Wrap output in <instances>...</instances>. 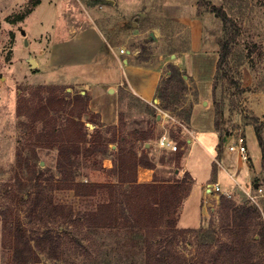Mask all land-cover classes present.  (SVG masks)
I'll use <instances>...</instances> for the list:
<instances>
[{
	"label": "trees",
	"instance_id": "1",
	"mask_svg": "<svg viewBox=\"0 0 264 264\" xmlns=\"http://www.w3.org/2000/svg\"><path fill=\"white\" fill-rule=\"evenodd\" d=\"M207 1L208 9L223 20L224 35L217 63V72H221L229 63L237 32L227 11ZM40 2L36 0L34 5ZM143 57L147 60L149 56L142 55L137 62L142 63ZM184 75L178 65L171 63L163 79L165 84L160 83L156 92V97L164 103L163 110L173 112L182 108L177 113L181 119L180 131L190 127L192 114V107L187 109L181 103L187 90ZM30 87L35 100L29 103L23 99L17 109L23 133L35 138L27 143L58 150V187L72 189L80 197L100 193L103 197L94 209L75 212L72 206L53 200L51 188L56 184L50 183L54 179L49 176L55 174H48L40 163L27 168L25 179L17 173L15 183L0 188V218L5 243L11 248L9 264H37L43 256L75 263L67 254L71 250L82 258L83 264L124 260L126 256L116 257V248L104 250L99 244L98 236L107 230L127 237L123 243H117V248L132 247L143 252L140 264H264V222L258 205L237 203L231 196L222 194L217 207L218 224L210 221L196 228L179 227V216L192 188L190 172H185L181 180L155 176L152 182L138 181L140 166L155 167L156 159L150 154L157 136L154 128L136 129L133 138L127 139L123 127L105 125L100 114L90 109L87 91H75L71 95L67 90H73L74 85L51 83ZM146 106L157 118L158 108L150 103ZM258 121V117H252L249 124L254 125L264 168V136ZM185 143V138L180 139L178 148ZM110 144L116 147L112 152ZM99 154H102L100 159ZM181 154V151L173 154L177 169ZM165 155L162 161L166 160ZM105 158L112 160V167L104 166ZM88 168L103 169L113 178L84 180ZM20 171L25 173L23 166ZM215 172L216 164L212 174ZM178 234H192L196 238L194 253L177 252Z\"/></svg>",
	"mask_w": 264,
	"mask_h": 264
},
{
	"label": "rangeland",
	"instance_id": "2",
	"mask_svg": "<svg viewBox=\"0 0 264 264\" xmlns=\"http://www.w3.org/2000/svg\"><path fill=\"white\" fill-rule=\"evenodd\" d=\"M35 1L0 0L1 189L5 184L15 183L17 173L25 179L27 168L34 167L38 163L48 174H55L49 177L54 179L50 183L56 184L59 152L55 148L34 147L27 143L34 141L35 138L33 139L29 133H23L19 126L18 105L23 99L29 103L35 100L30 86L75 81L83 77L86 72L80 65L62 66L61 68L48 65L50 49L42 48L45 46L46 37L53 34L55 38L54 31H58L60 37L66 34L71 18L77 17L75 8L77 5L72 4L77 0H57V3L41 0V4L36 5L37 7L34 5ZM78 1L85 6H95L93 10L96 12L97 24L105 29V34L114 36L116 39H123V45L126 48V51L122 53L123 57L127 55V48L138 49L137 60L142 55L149 56L147 60L143 57V61L161 67L163 85L165 84L163 79L169 72L170 64L178 65L181 71L186 73L184 78L187 90L181 100L185 108H190L193 101L199 99L200 91L202 94H207L212 88L211 95L208 93L210 96L204 99L207 100L206 106H213L215 109V122L218 123L216 127L219 132L224 136L240 131L245 132L246 125L251 122V118L258 117V123L262 127L264 136V0H208L227 11L234 20L237 32L232 44L229 63L225 64L221 72H217V63L221 52L220 40L224 35L223 20L208 9V5L205 4L207 0H147L148 3L140 7L137 6L138 0H122V2L120 0L123 6L118 0L114 3L110 0ZM169 3L188 4L193 19H197L200 24V29L196 34H192L189 25L163 15L162 6ZM143 12L145 15H142ZM152 29L158 32L156 36ZM39 32H42L40 36ZM205 40L211 42L213 46V49H209V54L214 53L212 68L201 72L194 61H191L187 68L182 60L185 52L191 50L194 42L197 52L202 55L207 52L202 47ZM121 49L120 47L119 50ZM31 58L36 61V66H32ZM102 76L108 77V72L101 71L92 76L87 75V79ZM120 88V116L117 125L124 128L127 139L133 138V132L136 129L154 128L157 136L152 141V148L154 149L153 156H156L155 152L159 144L157 137L160 134H167L176 143L180 139L193 136L192 128L183 127V131L179 129L181 119L177 113L183 111L182 108L178 107L173 112L168 111L171 117L165 119V110L162 109L164 103L157 97V102L152 101L153 105L158 106L156 118V115L153 116L146 105L129 97V87L126 84ZM80 90L85 91L86 89L78 84L73 90L68 88L67 91L72 95ZM121 112L124 115L121 116ZM208 117L209 114L194 116L196 139L192 146H189L187 141L185 143L187 146L185 155L188 153V156L184 160L199 178L206 170L205 161L212 159L211 153H214L212 144H209L206 151L199 145L198 140V138L204 139L208 143L214 136L212 131L201 130V127L207 125ZM247 135L253 141L251 129ZM115 149L116 147L110 144V151ZM101 156L102 154H99L97 157L100 159ZM107 159L110 160V158L103 160L105 167ZM166 162L168 163L167 168L171 170L170 177H176L173 174L178 164L174 155H169ZM22 166L25 170L24 174L20 171ZM85 172L87 176L84 180L105 181L113 178L111 173L103 169L88 168ZM57 184L51 188L53 200L56 203L72 206L75 212L94 209L96 203L103 197V193L94 197H80L72 189L61 188ZM259 202L258 207L262 211L264 222V197L260 198ZM217 206L213 209V205H209V213L204 218L200 215V207L192 205L187 212L182 214L178 225L198 227L206 226L210 221L218 224ZM4 237L3 223L0 218V264H9L11 248L8 242L5 243ZM126 238L124 234H117L112 230L104 231L98 236L97 240L104 250L116 248L114 251L116 257L126 256L124 260L114 261L112 264H140L143 252L138 248L116 247L118 242L121 244ZM195 241L196 238L192 234H178L175 248L180 254H192L196 250ZM67 254L70 260H75V263L43 256L42 262L37 264H83L82 258L76 257L74 251L71 250Z\"/></svg>",
	"mask_w": 264,
	"mask_h": 264
},
{
	"label": "crops",
	"instance_id": "3",
	"mask_svg": "<svg viewBox=\"0 0 264 264\" xmlns=\"http://www.w3.org/2000/svg\"><path fill=\"white\" fill-rule=\"evenodd\" d=\"M115 1L116 0H110L112 3ZM146 1L147 0H138L137 6L140 7L145 5L148 3ZM41 2L39 4H41ZM49 2L57 3V0H50ZM77 2L79 1L77 0L76 2H72L74 6L77 5V7H75L77 11V17L74 19L71 18V23L65 32L66 34H63L60 37V35H58L59 32L54 31L55 38L57 39L53 38V34L49 35L46 37V39H44L46 40V43L45 46H42V48L50 49L48 65H51L54 68L72 65L83 66L86 70L83 77L75 81L72 80L57 84L68 83L69 85L74 86L78 84L82 85L83 88L86 89L85 91L90 94V109L93 112L100 114L101 122L105 125L118 124L121 103L120 87L126 84L129 87V97H131L133 100H136L137 102L143 103L144 105H146V103L152 104V101L157 102L156 92L163 77V69L145 61L138 63L136 57L138 55V49L127 48V55L123 57L122 53L126 51V48H124L123 45V39H116L114 36L105 34V29L97 24V18L95 16L96 12L93 10L95 9V6H85L81 2ZM118 2L121 6H123L121 4L122 0L121 2L118 0ZM39 4H37V6ZM190 11L191 10L188 8V4L183 5L169 3L162 6V13L164 16L171 17L189 25L191 27L192 34L194 35V33L196 34L197 31H199L200 24L197 19H193L192 12ZM142 15H145V13L143 12ZM152 31L156 36L158 33L156 29H152ZM40 33L42 32H39V36ZM120 47L125 49V51L122 52L119 50ZM202 47L205 48V51H207L202 55H199L197 52L194 42L192 44L191 50H187L185 52L182 60L185 62V66L187 68L191 64V61H194V64L201 72H203L205 69L208 70L209 68L210 70L212 68L214 53L211 52V54H209V49H213L212 43L205 40V43H203ZM87 71L88 74H86ZM101 71L108 72V77L102 76L95 77L91 80L87 79V75L92 76L95 73H99ZM82 90L81 92L84 93L85 91ZM208 93L211 95L212 88L211 92ZM208 93L202 94L200 91L199 99L194 100L193 104L191 105L192 114L189 129L192 128L191 131L193 136L186 138L189 146H192L193 141L196 139L194 116H198V114L200 116L209 114L208 123L205 127H201V130L206 132L212 131L214 136L208 143L204 139L200 140L198 138V140L199 145L206 151L209 144H212L214 147V153H211L212 159L208 160L207 162L205 161L206 170L203 176L199 178L197 174L190 170L186 161L184 160L188 156V153L185 155L187 149L185 144L176 151L161 147L159 144H157V149L155 152L156 156H153V158L155 157V159H158L154 161L155 167L149 168L140 166L138 168L137 177L139 182L155 181V176L157 179H171L172 181L181 180L184 177L185 172H190L193 179L192 188L190 194L184 202L179 220L182 214L187 212V210L192 205H197L200 207L201 217L206 218L209 213L208 206L213 205V209H216V205H219L222 194L230 193L231 198H233L237 203H244L248 202V197L246 194L248 189H254V187L257 185L264 186L263 153L255 132L254 125L248 124L246 125L245 132L240 131L244 133L247 138V157L245 158L239 152L229 150L227 143L231 141L233 139L232 137L238 132L231 135L229 134L228 136H224L221 132H219L215 122V109L213 106H206L207 100L205 101L204 99L206 96H210ZM153 106L158 108L157 105ZM167 112L168 111H164V117H166L165 119L171 117V114ZM250 129L252 130L253 141L247 135L248 131L250 133ZM161 136H159V138ZM177 151L182 152L179 161L180 167L173 174L176 175V177H170L171 170L167 168L168 163L166 161H162L161 157L165 155L164 153H166V160H168V156L176 154ZM153 152L154 151H152L150 154L152 155ZM214 164H216V172L215 174H212ZM106 165L108 168L112 167V160L107 159ZM257 179H259L258 182L256 181ZM215 183L220 185L221 191H212L211 194H209V186H212ZM263 197L264 196H259L257 199L258 206L260 203L259 199ZM191 227L193 226L181 228Z\"/></svg>",
	"mask_w": 264,
	"mask_h": 264
},
{
	"label": "built area",
	"instance_id": "4",
	"mask_svg": "<svg viewBox=\"0 0 264 264\" xmlns=\"http://www.w3.org/2000/svg\"><path fill=\"white\" fill-rule=\"evenodd\" d=\"M121 51L124 52L125 49H121ZM232 138L233 139L227 143L229 150L239 152L246 158L248 152V146H247V138L245 134L242 132H238ZM159 144L163 147L169 148L174 151L179 149L178 144L166 134L162 135L159 138ZM212 191L214 192L221 191L220 185L218 183H215L212 186H209L208 193L211 194ZM224 194L227 196H231L230 193H224ZM246 194L249 203L258 205L257 199L259 198V196H264V186L257 185L254 187V189H248L246 191Z\"/></svg>",
	"mask_w": 264,
	"mask_h": 264
},
{
	"label": "water",
	"instance_id": "5",
	"mask_svg": "<svg viewBox=\"0 0 264 264\" xmlns=\"http://www.w3.org/2000/svg\"><path fill=\"white\" fill-rule=\"evenodd\" d=\"M22 32H23V34H25V31L24 30ZM30 62L32 64V66H36L37 65L36 64V61L33 58L30 59Z\"/></svg>",
	"mask_w": 264,
	"mask_h": 264
}]
</instances>
